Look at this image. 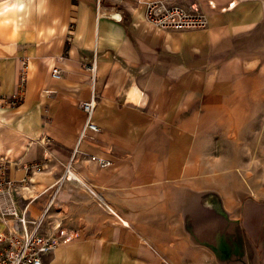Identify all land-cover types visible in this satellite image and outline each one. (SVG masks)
<instances>
[{"label":"crops","instance_id":"obj_1","mask_svg":"<svg viewBox=\"0 0 264 264\" xmlns=\"http://www.w3.org/2000/svg\"><path fill=\"white\" fill-rule=\"evenodd\" d=\"M147 1L0 0V97L19 98L0 102V163L16 182L42 167L13 198L77 233L45 264H264L226 194L264 88V0H165L206 15L181 31L149 25ZM92 93L99 130L79 137ZM67 165L77 180L49 188Z\"/></svg>","mask_w":264,"mask_h":264},{"label":"built area","instance_id":"obj_2","mask_svg":"<svg viewBox=\"0 0 264 264\" xmlns=\"http://www.w3.org/2000/svg\"><path fill=\"white\" fill-rule=\"evenodd\" d=\"M114 17V16H113ZM144 20L151 26L169 30H198L207 27L208 21L205 14L197 9H186L181 6L171 5L165 0H149L144 4ZM91 71L92 84L95 78V61L88 66ZM51 77L59 78L60 70L57 67L51 69ZM21 84L19 90L21 91ZM19 100L18 95L4 99L0 97L3 104H15ZM97 105V99L92 93L88 100L80 103L84 113V122L79 132V137L86 135L88 131L97 132L99 128L92 121V114ZM97 160L100 166L105 167L108 161ZM7 162L0 163V264H45L43 256L50 253L60 243L67 242L77 237L76 232H69L59 227H54L48 233L43 231L44 214L50 207L51 201L47 203L44 212L37 218L28 215V205L35 197H27L22 207H18L13 194H19V189H27L29 175L42 170L41 165L23 163L21 166L25 171V177L16 182L9 177ZM63 180H77L67 165L64 173L59 177L56 184ZM45 189L43 192L47 191Z\"/></svg>","mask_w":264,"mask_h":264},{"label":"rangeland","instance_id":"obj_3","mask_svg":"<svg viewBox=\"0 0 264 264\" xmlns=\"http://www.w3.org/2000/svg\"><path fill=\"white\" fill-rule=\"evenodd\" d=\"M255 102V111L249 112L247 122L240 128L233 144L230 182L227 195L232 200V230L239 227L240 216L248 218L249 251H263L264 261V88Z\"/></svg>","mask_w":264,"mask_h":264}]
</instances>
